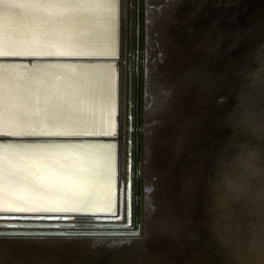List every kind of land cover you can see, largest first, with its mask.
I'll return each instance as SVG.
<instances>
[{
    "label": "water",
    "instance_id": "1",
    "mask_svg": "<svg viewBox=\"0 0 264 264\" xmlns=\"http://www.w3.org/2000/svg\"><path fill=\"white\" fill-rule=\"evenodd\" d=\"M18 1H25V4H16L17 0H0V64L16 68L10 83L18 81L19 87L24 89L25 82L33 81L40 72L43 86L41 94L31 92L26 95L25 132H0V148L12 150L17 159L26 163L57 159L70 166V174L65 184L41 191L45 201L36 206L27 204V199L20 202L22 198L13 200L10 196L19 186L34 182L33 165L30 174L20 175L19 183L8 177V189L0 190V201L11 205L0 206V233H3L0 238L78 240L86 236L99 237L97 239L103 242H111V246L129 243L140 235L145 0ZM225 2L228 7L224 10H220L217 4L219 22L223 19L221 14L231 10L230 0ZM9 9L20 15L8 16ZM242 12L241 15L252 14L251 17L262 15L264 0H257ZM198 18L199 15L196 20ZM127 29L131 33V48L122 57L123 34H127ZM258 29L250 31L234 48L236 56H232L233 64L225 68L234 88L227 90L225 95L213 98L210 103L213 107L219 108L221 104L222 109L228 107L224 105L238 94L235 86L242 83L244 77V72L239 69L242 60L251 56L252 51L249 50L264 43V26L259 24ZM122 64L124 79L120 83ZM207 65L203 64L204 67ZM256 65L248 63L245 74L251 73ZM110 83H113V92ZM28 88L33 91L30 85H26V90ZM233 101L235 105L236 101ZM48 103L49 107L52 103L61 104L63 115L65 106L70 103L72 107L66 109L72 117L68 123L58 124L49 132H44L37 126L39 118L35 109L36 106L46 108ZM111 119L114 131L106 133L104 125ZM119 127H122V133H118ZM223 132L216 135L219 144L214 145L215 152L224 143L226 134ZM196 140L194 138L180 146L177 160L181 166L176 164L172 174L181 172L172 183L168 181L173 186L185 176L181 169V157L188 155L195 158L191 143L195 145ZM208 159L206 155V161ZM204 162L205 159L202 160L203 166ZM203 166L194 173L199 183L205 177L204 170H201ZM187 182L189 179H186ZM149 189L146 191L150 192ZM13 197L16 199V196ZM77 220H83V224L74 223ZM98 242L93 241L95 246L92 247L99 249ZM100 250L106 253L108 248ZM162 255L160 262L168 263Z\"/></svg>",
    "mask_w": 264,
    "mask_h": 264
},
{
    "label": "rangeland",
    "instance_id": "2",
    "mask_svg": "<svg viewBox=\"0 0 264 264\" xmlns=\"http://www.w3.org/2000/svg\"><path fill=\"white\" fill-rule=\"evenodd\" d=\"M225 1L145 0V79L141 119V129H143L141 132L144 136L142 134L143 143L140 146V235L132 241L128 240L129 243L113 244V246L111 242L97 239L99 237L85 236L78 240H61L3 236L0 238V264H159V257L162 254L168 259V263L163 264H202L208 255L206 239L212 234L216 237V246H221L228 256H232L233 262H237L235 256L241 241L239 223L244 219L247 208L244 201L229 190V176L231 173L243 171L247 164L253 163L250 159V149H256L258 146L256 141L264 137L262 133L264 132V83L258 89L260 97L257 108L253 109L250 115L247 114L249 111H246L244 116L242 115L248 117L245 126H240L242 119H238L240 122L236 120L237 116L233 111L239 109L241 102L249 96L250 88H247L249 84L246 81L237 85V89L240 87L241 89H238V94L235 99L233 98L236 104L234 105L232 97L231 102L227 101L228 107L225 106L226 108H231V103L233 105V111H230V108L227 109L230 114L234 113L233 116H228L230 119L227 117L229 114H226V108L222 109L223 104L215 108L210 103L213 98L224 95L226 90H232L228 86L229 80H227L228 76L224 69L232 65L228 60L230 51H234L232 48L237 47L240 39L239 44L245 36L247 37L250 30H255H252L253 26L257 21L264 19V13L257 17H251L252 14L241 15L242 11L250 8L257 0H230L228 4L231 10L223 12L221 14L223 19L219 22L220 11H218L217 4L220 10H224V7H228ZM198 15L199 18L196 20ZM235 26L229 42L226 46H222L223 42L219 37L221 31ZM130 35V30L127 29L125 39L127 51L131 48ZM198 54L200 55L199 60L192 63ZM225 59L228 60L226 63L230 62V65L224 63V67L208 71L210 62L222 60L223 63ZM127 61L129 64V57ZM206 63L208 65L204 67L203 64ZM197 65L201 69L196 68ZM183 67L185 69L188 67L185 75L177 78L179 74L177 69ZM121 70L120 83H123L124 68L122 67ZM207 72L209 74L206 75L207 77L204 76L205 80L201 79V76ZM223 74L224 76H221ZM192 84L196 91L195 98L189 99L186 108L181 109L183 105L177 99L188 95L187 93L192 90ZM225 86L228 88L225 89ZM222 89H225V92ZM174 95L177 96L174 97ZM225 116L228 118L227 125L225 124L226 126L222 128L225 127L229 134L227 131L223 132L219 129L217 131V128H213L215 125L218 126L217 123L220 125L223 122L226 123ZM216 117L221 119L218 120ZM228 121L239 123L235 127V123L230 122V124ZM209 125H213L212 128ZM208 127L211 134L207 131ZM231 127L232 129L235 127L234 133ZM239 129L240 132H238ZM248 130L253 133L251 134ZM247 131L249 140L245 138ZM222 132L226 134L224 143L219 145L220 149L215 152L217 149L215 150L214 147L219 144L216 135ZM236 132L239 135L245 132L240 137L242 140L246 139L243 140L245 145L242 141L239 142L240 138L238 139L239 135ZM119 133H122V127H119ZM254 136L257 137L255 142L253 141L256 139ZM250 137L254 138L251 140ZM194 138L197 140L194 142L195 145L192 142L191 146L195 158L188 157V155L181 157L183 160H181L183 162L181 169L185 176L181 181H176L173 186L168 181L172 183L174 179H177L176 175L181 172L172 174L174 166H181L177 160L180 146L183 147L185 143H190ZM210 138L213 140L211 141ZM210 141L211 143H208ZM206 155L209 158L208 161H206ZM196 159L199 161L197 162ZM204 159L205 168L202 165ZM257 159L254 160L257 161ZM53 163L54 167L47 166ZM184 164H188L187 168L183 166ZM31 165L34 169V182L19 186L9 195L13 200L22 198L20 202H25L27 199V204L36 206L45 201L41 196V191L49 187L55 188L61 183L65 184L70 174V166L57 159H40L26 163L17 159L14 152H9L8 148H0V190L8 189L6 186L9 183L8 177L14 178L15 181L19 180L22 174L28 172L30 174ZM201 166H203L201 170H204L205 177L200 185L194 173ZM7 167L9 169L5 170ZM186 179H189V183H186ZM149 187L150 192H147ZM48 193L49 191L46 194ZM13 196H16V199ZM8 205L11 204L0 201L1 207ZM82 221L77 220L74 223L83 224ZM93 241H99L97 246L99 249L92 247L95 246V243L92 245ZM103 247L108 248L106 253L100 250Z\"/></svg>",
    "mask_w": 264,
    "mask_h": 264
},
{
    "label": "bare ground",
    "instance_id": "3",
    "mask_svg": "<svg viewBox=\"0 0 264 264\" xmlns=\"http://www.w3.org/2000/svg\"><path fill=\"white\" fill-rule=\"evenodd\" d=\"M16 4L24 5L25 1H18L17 0ZM250 20L248 22H250ZM259 24H261V27L264 26V19H262L261 21H257V23L255 25L253 24L254 25L253 29L251 27L250 28L252 30H254V29L259 30L258 29V25ZM39 28L40 27L38 25L37 29H39ZM235 28H236V26L233 27V28H230V29L226 28V29H223V31H221L219 37L222 39V42H223L222 46H226V44L229 42L231 36L233 35V31L235 30ZM246 33H248V32H246ZM124 35H126V34H123L124 42H123V47H122L123 48L122 49V55H121L122 57L124 56V52H126V53L128 52V51H126L127 50L126 49V44H125L126 36H124ZM244 38H246V36ZM240 41H241V39H240ZM263 41H264V39H263ZM239 42H238V44H239ZM231 43H232V41H231ZM234 44H236V43H234ZM237 47H234V48H237ZM124 48L126 50H124ZM234 48H232V49H234ZM261 49H262V51H257V50H261ZM249 51H252L251 56H249L248 58L247 57L244 58L242 60L241 64H240V67H239L240 71L244 72V77L243 78L241 77L242 81L243 82L246 81L249 84V86L247 87L248 89L250 88L248 90L249 96H248V98H246V100L241 102V106L239 105L240 107H239V109H236V111H235V109L233 111L232 107L231 108L229 107L230 109L226 108V110L229 109L230 111L232 110L233 112H235V116H237L236 120L242 119L241 120L242 123H240L241 125L239 124L241 127L245 126L246 121L248 119V117H243L244 114L247 113L246 111H249L247 114L250 115V112H252L253 109L257 108V106L259 104L258 100H259V97H260L259 96L260 93L258 92V89L261 88V85L264 83V43H262L259 46L253 47ZM233 52L234 51H232L230 55L228 54L229 55V59L227 58L229 61H231L232 64H233V61H234L233 57L236 56L235 53L233 54ZM199 56L200 55L198 54L197 57L193 60L192 63L196 62V60L198 61L199 60ZM228 60L225 59L223 63H222V60L221 61H218V60L215 61L214 60L213 62L209 63L210 65H209V67L207 69H209L208 71H210L211 69L218 70L222 66L224 67V65H225L224 63H226V61H228ZM237 61H238V59H237ZM227 63H226V65H227ZM248 63H255L257 65H256V68H254L252 71L249 70V71H251V73L245 74V72L247 70ZM122 67L124 68V64L121 65V68ZM187 68L185 69V67H183L182 69H180V68L177 69V70H179V74L177 75L178 76L177 78H182L185 75V70H187ZM14 71H16L15 67H9V66H5L4 64H0V132H3V131H13V132H19V133H22L21 131L25 132L24 130H26V126H27L26 125V113H27L26 95L27 94H31V92H33L34 95L35 94L39 95V94L42 93V86H43L42 82H43V80H42V76H41L40 72L35 77V79H33V81L29 80L28 84H26V82H25V85H23L24 89H22L21 87H19V82L18 81H17V83L16 82L15 83H10L9 82L12 79L11 76H12V73ZM232 71H234V69ZM222 72L224 73V71H222ZM207 74H209V73L207 72L205 75L203 74L201 76V79L205 80L204 76H206ZM221 76H224V74L221 75ZM226 76H228V78L227 77L226 78H227V80H229L228 81V83H229L228 86L233 89L234 85H231L230 74L227 73ZM249 79H250V81H249ZM196 80H198V79H196ZM175 84H176V82H175ZM188 84H186V85H188ZM26 85L27 86L30 85L32 87L33 91H30L31 90L30 88H28V90H26ZM109 85H110L111 91L113 92V83L112 84L110 83ZM226 88H228V87L225 86V89ZM235 88L237 89V85H236ZM174 89H175V87H174ZM238 89H241V88H238ZM176 90H175V92H176ZM245 90H247V89H245ZM226 92H227V90H226ZM187 94L188 95L181 97V99H177V100H179V103L181 105H183V107L181 109H183L187 104H189L187 102L189 99L195 98L196 91H194V85L192 87V90L189 93H187ZM177 95H174V97H176ZM177 100H176V103H178ZM229 102H231L230 99H229ZM262 102H263V100H262ZM95 104L97 105L96 102H95ZM68 106H71V104L68 103ZM68 106H65L64 115H63V110L61 111V109H60L61 108V104L52 103V105L49 107V103H48V106L46 108H43V107L39 108V107L36 106L35 111H36V116L38 115V118H39V122L37 123V126L39 127V129H43L44 132H49L48 131L49 129L55 128L58 124L68 123L69 118L72 117L70 115L69 111L66 109V107H68ZM225 106H227V104L224 105V107ZM259 107H261V105ZM89 108H90L89 111L91 113V109L92 108H91L90 105H89ZM229 110L226 111L227 113L224 111L226 114H229V115H227V117L230 116V115L231 116L234 115V113H233V115L230 114L228 112ZM60 111L62 113H60ZM30 112L33 113L34 110H33V112H32V110H30ZM73 112H74V110H73ZM225 113H224V115H225ZM161 114H162V112H161ZM224 115H223V117H224ZM185 116H186V114H185ZM227 117L225 116V120H226L225 122L226 123L223 122V123H221V125L219 123H217L218 126L215 125L213 128H217V131H218V129L220 131H227V130H225V127L222 128V126H226L227 125V119L229 118V117L228 118ZM216 118L218 120L221 119V118H218V117H216ZM233 118H235V117H233ZM233 120H235V119H233ZM238 121H236V123H235V121H232L233 123L236 124V125L234 124L235 127H237V123L240 122V121L239 122ZM228 122L230 123L231 121H228ZM210 124H213V123H210ZM105 125H104L105 132L106 133L107 132L113 133V131H114V129H113V119H111V121L108 120ZM209 126H211V125H209ZM212 126H211V128H212ZM28 127L30 129H33V128H31L30 125H28ZM235 127H233V129ZM241 127H240V129H241ZM227 128H229V127L227 126ZM243 128L246 129V127H243ZM151 129H152V127H151ZM233 129L231 127V130L234 133L235 129L234 130ZM240 129L238 130V132H240L242 130V129L241 130ZM244 129H243V131H245ZM142 130L143 129H141V131ZM207 131H209V127H208ZM236 131H237V128H236ZM248 131H247V133L245 135V138L248 136L247 135ZM39 132H41V131H39ZM245 132H241L240 133L241 135H239L236 132L239 135L238 139ZM118 133H119V129H118ZM227 133L229 134V131H227ZM230 133H231V131H230ZM250 133H249V136H250ZM262 133H264V132H262ZM142 134H143V132H141V136H142ZM231 134H230V136L233 135V134L232 135ZM254 135H255V132H254ZM258 135H259V133H258ZM143 136H144V134H143ZM236 137H234V138H236ZM251 137H250V139L252 140L255 136L253 138H251ZM245 138H243V140ZM255 138L256 139H253L254 142H255V140H257V137H255ZM261 138L262 139L256 141L258 143V144L256 143L258 145L257 147H256V145L254 143L256 149H250L251 150L250 151L251 152L250 159L253 161V163L252 164H247L243 171L235 172L234 174L231 173L230 176H229V178H230L229 179L230 180V182H229L230 183L229 190L237 198H239L242 201H244V203L246 205V208H247V211H246L245 215L243 216L244 219L241 220L240 223H239L241 241L239 243V246H238L239 248H238L237 254L235 256V261L237 260V262H233L232 256L231 257L228 256L222 250L223 248L221 246H216V237L213 236L214 234H212L209 237H207V239H206V249H208L207 250L208 255H207V258L203 261L202 264H217V263H219V264H264V137H261ZM236 140H237V138H236ZM243 140L240 138L239 142L241 143V141H242V144L245 145V143H243ZM248 140H249V138H248ZM142 143L143 142L141 140V145H142ZM247 143H246V146H247ZM251 143H253V142H251ZM249 145L250 144L248 143V146ZM9 152H13V151L9 150ZM14 155L16 157V153H14ZM254 159H257V161L254 160ZM156 235H158V234L156 233ZM215 246L218 247V248H216ZM211 249H213V251Z\"/></svg>",
    "mask_w": 264,
    "mask_h": 264
},
{
    "label": "snow or ice",
    "instance_id": "4",
    "mask_svg": "<svg viewBox=\"0 0 264 264\" xmlns=\"http://www.w3.org/2000/svg\"><path fill=\"white\" fill-rule=\"evenodd\" d=\"M8 16H11V17H16V16H19L20 14L19 13H16V12H13L11 9H9L6 13ZM7 135V134H5ZM47 147H51V146H47ZM48 167H54V163L53 164H48L47 165ZM20 181L19 180H15L14 183H19ZM0 235H3V233H0Z\"/></svg>",
    "mask_w": 264,
    "mask_h": 264
}]
</instances>
